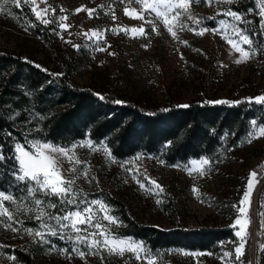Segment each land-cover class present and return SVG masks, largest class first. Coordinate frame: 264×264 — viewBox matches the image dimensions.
<instances>
[{"label":"rangeland","instance_id":"rangeland-1","mask_svg":"<svg viewBox=\"0 0 264 264\" xmlns=\"http://www.w3.org/2000/svg\"><path fill=\"white\" fill-rule=\"evenodd\" d=\"M47 4L56 8V17L68 15L69 18L65 23L70 27L67 31H61L55 24L45 26L31 12V6H25L33 15L34 20L31 19L25 8L16 7L11 0H8L4 5L5 11L0 13V47L31 58L52 70L59 71L64 69L65 65H69L71 71L68 79L71 83L135 101L147 109L186 105L194 100L205 103L227 100L234 104L264 94V50H258L257 55L247 62L236 64L234 59L239 58V53L231 50L220 34L212 32L203 36L187 30L178 32L180 39L187 41L188 46L173 40L162 26L159 36L151 32L146 37H134L130 32L127 35L123 32L113 34L110 29L118 25L130 29L139 27L142 23L123 15V5L119 0H47ZM47 4L37 0L38 10L47 7ZM102 4H107L115 10L116 20L105 14L108 9H101L99 6ZM132 6L138 7L135 4ZM60 8L66 11L61 13ZM77 8L98 9L99 14H94L90 19L85 10L76 13ZM225 8L242 13L248 21H251L250 24H241L240 27L248 28L250 34H253L254 47L264 42V36L260 35L258 9L255 8L253 0H234L231 5L208 6L201 3L193 5L191 11L193 15L202 19L201 27L212 29L220 28L221 20L232 22L230 17L221 14ZM44 18L54 17L49 11ZM188 23L191 25L192 22L188 21ZM38 24L43 30L47 29V32L38 30ZM145 28L147 29L148 26L145 25ZM93 30L104 33L100 43L106 48L111 45L107 51L95 50V45L80 34ZM73 44L81 45V48L77 50L72 46ZM145 44L148 45L147 48L142 46ZM109 52L115 55H109ZM222 64L227 66L222 67ZM262 119L260 121L255 119L258 125L264 123ZM252 130L250 122L248 130L241 138L223 141L214 155L200 156L173 164L166 163L160 154L155 153L137 152L123 159L116 158L111 153V157H108L102 150V146L108 148L107 144L103 140L94 141L89 137L79 139L67 146L79 145L81 142L91 140L99 149L95 152L87 147L76 149L77 156L91 167L89 178L95 177V180L81 177L77 182V189L86 194L87 199L104 201L102 197L105 196L117 199L123 203L127 213L140 224L163 229L230 227L234 232V238L221 240L210 250H190L180 247L153 249L162 254L163 264H227L228 260H232L233 264H239L235 261L234 255L224 260L220 257L225 251L234 253L235 246L239 243V238L236 236L239 226L233 227L238 215L236 207L240 206L239 201L246 190L249 173L257 171L259 183L255 185L250 198L248 210L250 223L247 228L244 256L241 260L243 264H264V256L261 253L264 246V227H262L264 167H261L264 165V138L248 143V134ZM25 139V141H45L27 135ZM108 150L110 151L109 148ZM201 158L210 161L209 165L204 166L206 175L201 177L196 171L189 175L184 166L191 167L190 161ZM161 160L164 161L163 164L160 163ZM63 167L67 169L69 165L65 163ZM128 168L134 171L130 173L126 170ZM137 168L140 173L137 179L144 182L146 187H151L153 191L141 189L133 179ZM145 175L159 183L163 191L155 190L154 186H150L145 180ZM193 188L198 189L199 195L193 192ZM22 194L19 191L17 193V195ZM39 198L48 199L42 196ZM52 199L55 201V198ZM157 200L161 203L157 204ZM5 204L15 213L14 207L8 205V202ZM108 205L112 210L111 214L118 217L122 224L119 227L112 226L114 234L143 242L121 234V230L125 227L124 223L116 208ZM61 207L66 211L76 210L71 205ZM46 210L53 215L58 213V209ZM16 215L23 221V225L14 226L39 229L40 222L34 219L33 213L24 212ZM30 216L33 218L30 219ZM46 222L56 226L55 221ZM103 223L108 222L103 221ZM56 227L59 232L58 226ZM47 239L57 249L68 248L70 251L73 246L72 241L61 240L59 235L48 236ZM51 244L33 243V238L23 231L12 232L0 227V245L7 246L0 250L3 253L0 255V264H27L15 253V249L29 255L30 264H101V260L96 256H86L82 260L73 255L68 259L58 251L49 252ZM81 248L83 249L82 245ZM178 250L189 253H212V255L185 256L178 254ZM9 256H14L15 260L8 259ZM126 261L128 264H142L135 261L130 254H125L123 258L109 257L104 264H125Z\"/></svg>","mask_w":264,"mask_h":264},{"label":"trees","instance_id":"trees-1","mask_svg":"<svg viewBox=\"0 0 264 264\" xmlns=\"http://www.w3.org/2000/svg\"><path fill=\"white\" fill-rule=\"evenodd\" d=\"M23 8L34 20L30 10ZM37 29L47 32L39 24ZM70 71L69 65L52 70L0 47V144L6 155H11L15 141L26 142L25 135L66 146L89 137L103 140L116 158L155 153L173 164L214 155L223 141L241 138L253 119L264 117V105L248 101L228 105L194 100L188 107L147 109L135 101L71 83ZM13 163L9 159L0 164V189L17 194L24 184L12 174ZM102 198L116 208L124 223L121 234L141 240L151 249L210 250L219 241L234 238L230 227L163 229L140 224L121 201ZM14 251L31 263L29 255ZM261 253L264 256V246Z\"/></svg>","mask_w":264,"mask_h":264},{"label":"snow or ice","instance_id":"snow-or-ice-1","mask_svg":"<svg viewBox=\"0 0 264 264\" xmlns=\"http://www.w3.org/2000/svg\"><path fill=\"white\" fill-rule=\"evenodd\" d=\"M7 2L8 0H0V13L5 11L4 5ZM11 2L16 7L31 6V12L45 26L55 24L61 31H67L70 27V25L65 23L69 18L68 15L56 17V8L52 7L51 4H47V0H40L41 3L47 4V7L40 10H38L37 0H11ZM119 3L123 5L122 12L124 16L139 20L142 23L139 27H132L130 29L118 25L110 29L113 34L123 32L127 35L130 32L134 37H146L151 32L159 36L161 35L160 26H162L164 31L173 40H178L185 46H188L187 41L180 39L178 32L187 30L199 36L212 32L213 34H220L231 50L239 53V58L234 59V63L236 64L245 63L254 58L258 50H264V42L254 47L253 34H250L248 28L240 27L241 24L251 23L242 13L233 11L231 8H225L221 14L230 17L232 22L229 23L221 20L220 28L210 29L208 27H201L202 19L193 15L191 11L193 5L196 4L202 3L208 6H212L213 4L231 5L234 3V0H119ZM253 3L255 8L258 9L260 17V35L264 36V0H253ZM133 4L138 7H133ZM99 7L101 9L107 8L108 11L105 14L110 15L113 20L117 19L115 10L107 4H102ZM82 10L88 12L90 19L93 18L94 14H99L98 9L77 8L75 12L78 13ZM49 11H51L53 19L44 18L48 15ZM59 11L64 13L66 10L60 8ZM188 21L192 22L191 25ZM145 25L148 26L147 29ZM80 34L86 37L88 41H91L97 51H107V48L111 47V45H108L107 48L101 46L100 42L104 37V33L102 32L93 30ZM61 39H63V36H61ZM65 42L71 43V41ZM72 46L77 50L81 48V45L77 44H73ZM142 46L148 47L147 44ZM108 54L115 55L112 52ZM181 59H183L182 55ZM221 66L226 67L227 65L222 64ZM37 67L40 66L37 65ZM248 102L264 105V94L250 97L248 98ZM116 103H121V101H116ZM215 103L232 104L233 102L217 100ZM182 107H188V105H182ZM251 125L253 130L248 134L247 142L251 143L255 139L264 138V123L258 125L257 121L253 119ZM11 135L12 133L9 132L8 136L11 137ZM3 147V144H0V164L11 159L14 162L12 174L16 180L23 182L24 187L22 189L18 188V191L23 193L22 195L13 194L10 189H0V227L12 232L23 231L27 236L33 238V243L49 245L51 241L47 237L57 235H59L61 240L67 239L72 241L73 246L70 251L68 248L57 249L54 244H51V247L48 249L49 252L58 251L60 255L66 256L68 259H71L73 255L82 260L86 256H96L101 260V264H104L109 257L123 258L125 254H130L135 261L142 262V264H163L162 254L158 250L147 247L144 242H138L131 238H124L119 234H114L112 226L119 227L122 224L118 217L111 214L112 210L109 205L100 199L89 200L86 194L77 189V182L81 177L95 180V177L89 178L90 165L76 154L78 147H87L93 152L98 151L99 149L93 145L91 140L81 142L79 145L72 144L70 147L41 140H28L25 143L17 141L10 148V156L4 153ZM102 150L106 156L111 157V152L106 146H102ZM137 159H140V157H137ZM113 162L116 161L113 160ZM65 163L69 165L67 169L63 167ZM160 163L163 164L164 161L161 160ZM190 164L191 167L188 165L184 166L188 174L192 175L196 171L203 177L206 175L204 166L209 165L210 161L207 158H201L190 161ZM261 167H264V165ZM126 170L130 173L134 171L132 168ZM135 172L136 175H133V179L136 180L139 187L145 191H153L151 187H146L144 182L137 179V176L140 174L138 168L135 169ZM257 176V171L249 173L246 190L239 201L240 206L236 207L238 215L233 227L239 226V230L236 232L239 243L235 246L234 253L225 251L223 256L220 257L222 260L234 255L235 261L243 264L241 258L244 256L246 237L248 235L247 228L250 223L248 210L253 189L259 183ZM145 180L150 186H154L155 190L163 191V188L155 180H151L146 175ZM192 190L199 195L198 189L193 188ZM41 196L48 199L39 198ZM81 196L84 198L80 199ZM52 198H55V201ZM5 202H8V205L15 208V213L10 210L9 206H6ZM156 203L159 204L161 201L157 200ZM67 205L74 206L76 210L66 211L64 207H61ZM46 209H58V213L53 215ZM24 212L34 214V219L40 222L39 229L14 226L23 225V221L17 218L16 213ZM29 218L33 217L30 216ZM46 221H55L59 232L56 226ZM103 221H107L108 223L104 224ZM82 225L83 227H81ZM65 230L69 231L66 232ZM5 247L7 246L0 245V250ZM2 254V251H0V255ZM178 254L185 256L212 255V253H189L182 250H178ZM8 259L15 260V257L9 256ZM125 264H128V262L126 261ZM227 264H233V261L228 260Z\"/></svg>","mask_w":264,"mask_h":264}]
</instances>
